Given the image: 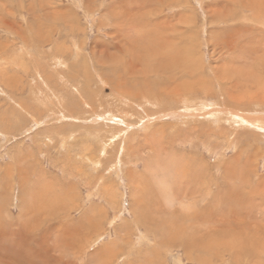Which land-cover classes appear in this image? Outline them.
<instances>
[{
  "label": "rangeland",
  "instance_id": "1",
  "mask_svg": "<svg viewBox=\"0 0 264 264\" xmlns=\"http://www.w3.org/2000/svg\"><path fill=\"white\" fill-rule=\"evenodd\" d=\"M263 126L264 0H0V264H264Z\"/></svg>",
  "mask_w": 264,
  "mask_h": 264
},
{
  "label": "bare ground",
  "instance_id": "2",
  "mask_svg": "<svg viewBox=\"0 0 264 264\" xmlns=\"http://www.w3.org/2000/svg\"><path fill=\"white\" fill-rule=\"evenodd\" d=\"M244 6V5H243ZM256 6V5H255ZM259 13V12H258ZM247 19V18H246ZM263 23V22H262ZM140 31V30H139ZM65 50V49H64ZM48 53V52H47ZM56 53V52H55ZM180 57V56H179ZM164 61H166V60H164ZM176 61H178V60H176ZM175 62V61H174ZM60 63V62H59ZM171 64V63H170ZM180 65V64H179ZM167 68H168V66H167ZM159 69V68H158ZM36 70V69H35ZM164 70V69H163ZM171 71H173V70H171ZM158 72V71H157ZM165 73V72H164ZM157 74V73H156ZM163 74V73H162ZM147 102V101H146ZM28 107V106H27ZM231 111V110H230ZM21 112V111H20ZM235 112V111H234ZM249 113V112H248ZM235 116V115H234ZM216 117V116H215ZM236 117V116H235ZM217 119V118H216ZM233 119V118H232ZM247 119V118H246ZM240 120L242 121H245V119L244 118H240ZM255 122V121H254ZM228 123V122H227ZM239 124V123H238ZM243 124H245V123H243ZM254 125V124H253ZM252 127V126H251ZM264 127V126H263ZM211 142V141H210ZM205 145V144H204ZM158 168V167H157ZM145 174H147V173H145ZM144 174V175H145ZM133 180V179H132ZM134 182V181H133ZM45 190V189H44ZM178 194V193H177ZM169 198V197H168ZM170 198H172V197H170ZM164 199H165V197H164ZM178 200V199H177ZM179 201V200H178ZM166 202V201H165ZM170 202V201H169ZM32 203V202H31ZM166 204V203H165ZM178 205V204H177ZM186 205V204H185ZM143 209V208H142ZM187 240H189V239H187Z\"/></svg>",
  "mask_w": 264,
  "mask_h": 264
}]
</instances>
